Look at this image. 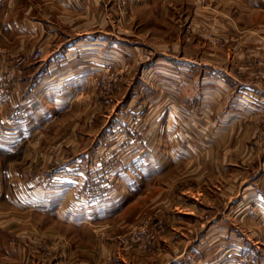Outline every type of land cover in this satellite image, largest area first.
<instances>
[{
  "label": "rangeland",
  "instance_id": "374dc122",
  "mask_svg": "<svg viewBox=\"0 0 264 264\" xmlns=\"http://www.w3.org/2000/svg\"><path fill=\"white\" fill-rule=\"evenodd\" d=\"M7 2L35 30L0 23V98L58 55L44 86L65 89L66 108L21 132L34 138L0 167L47 170L51 189L65 166L76 206L1 200L0 264H174L183 234L240 189L215 156L264 154V0Z\"/></svg>",
  "mask_w": 264,
  "mask_h": 264
},
{
  "label": "crops",
  "instance_id": "0c3cea01",
  "mask_svg": "<svg viewBox=\"0 0 264 264\" xmlns=\"http://www.w3.org/2000/svg\"><path fill=\"white\" fill-rule=\"evenodd\" d=\"M11 9L12 5L7 0H0V23L4 32L19 36L35 30L34 22L27 23L20 18H12ZM61 58L55 55L38 65L26 66V72L31 73L19 80L20 83L17 82L16 87L7 90L12 96L9 103L0 98V131L11 130L8 135L0 134V152L5 156L18 154L23 144L34 138V135L24 136L25 129L30 134L34 133L39 125H43L51 117L49 112H52V109L66 108V90L55 86L46 89L44 86L57 74L55 64ZM43 98L46 102H40ZM40 113L43 114L40 116ZM40 121L42 122L39 123ZM4 144L7 146H2ZM228 154L230 153L224 152L215 156L220 162L217 171L224 176L232 177L235 174L240 189L223 195L226 203L222 216L201 217L203 221L200 223L205 227L204 232L183 234L182 239L189 242L184 247V257L173 260L174 264H264V154L251 150L247 163H241L239 156L243 154L242 150ZM62 168L66 167L60 166L56 172L51 169V176L60 177L50 179L52 188L47 189L46 176L50 175L45 172L47 170H19L1 166L0 201L7 198L10 206L26 207L30 212L48 211L54 206L62 209L61 206L65 203L67 208H75L76 202L69 203L66 197L67 188H71L75 182L67 178L75 175ZM209 169H212V165ZM40 175H43L44 179H41ZM4 187H7V191ZM61 212L64 213V210ZM61 212L58 215L61 216ZM175 237H182V234ZM199 239L203 241L199 243ZM195 240H198V243H193Z\"/></svg>",
  "mask_w": 264,
  "mask_h": 264
}]
</instances>
